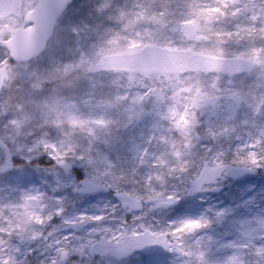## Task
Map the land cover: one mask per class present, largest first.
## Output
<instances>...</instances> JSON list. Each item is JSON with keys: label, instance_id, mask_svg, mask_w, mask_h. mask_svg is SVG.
<instances>
[{"label": "snow or ice", "instance_id": "obj_1", "mask_svg": "<svg viewBox=\"0 0 264 264\" xmlns=\"http://www.w3.org/2000/svg\"><path fill=\"white\" fill-rule=\"evenodd\" d=\"M93 11L107 26L70 27V58L36 77L41 93L62 90L38 105L41 131L0 152V177L31 166L52 178L15 206L43 249L5 247L3 234L26 231L9 221L0 264L37 252L41 264H264V0H97ZM56 27L48 0L0 24V89ZM245 72L254 85L237 87ZM146 118L129 161L113 158L120 130ZM26 121L9 123L19 133Z\"/></svg>", "mask_w": 264, "mask_h": 264}, {"label": "rangeland", "instance_id": "obj_2", "mask_svg": "<svg viewBox=\"0 0 264 264\" xmlns=\"http://www.w3.org/2000/svg\"><path fill=\"white\" fill-rule=\"evenodd\" d=\"M32 0H0V24L7 25L14 23L18 18L20 8L24 4H28ZM97 0H75L67 9V11L59 18L56 25V31L53 39L48 44L45 52L38 58L27 62L30 67L25 69L23 66L15 68L16 71L23 73V77L17 76L11 81L10 87H5L0 93V152H3L4 148L11 149L14 146L19 147L25 143L31 142L33 136L30 135V131L39 133V121L41 119L40 110L38 105L43 103L47 97H55L60 91L55 85H47L43 93L39 89L33 87L36 77L41 76L45 69L50 67L54 61H59L61 58L69 59V45L76 46L75 38L71 37L68 29L74 25H78L83 21H87L89 24L95 26L96 24H104L107 26V21L103 17L97 16L93 11L94 5ZM126 0H117L118 4H122ZM115 27V25H112ZM82 43L87 45L86 40H82ZM246 47V44L243 45ZM15 67V66H14ZM35 74V75H31ZM115 74V73H113ZM256 81L255 75H249L248 73H240L235 76V84L237 87L248 85H254ZM75 95V94H74ZM221 104H225V101H221ZM103 113L99 112L96 116H102ZM27 117L25 126L19 130V133L9 123L11 119H24ZM241 118H245L244 114H241ZM153 123L152 118H146L139 124L130 127L131 130L126 132L130 138H139L141 130L148 132V129ZM139 128V129H137ZM52 135H55V129H48ZM243 129L241 134H243ZM125 146V144H121ZM129 146V145H128ZM114 148V147H113ZM118 149V150H117ZM128 147L123 150L122 148H115L111 152L119 154L121 160L128 158ZM41 165L45 164V160H40ZM39 161V162H40ZM126 161V162H127ZM48 179L51 183V177H45L42 172H37L31 166H26L23 173L13 171L7 176L0 177V226L9 227L8 222L11 221L15 226L17 222H20L21 228L26 229L23 233L14 231L12 236L9 237L3 234V239L8 241V244L13 248L20 246L22 249H43V241L31 239L32 235H35L38 226L32 224H24L22 221L26 217H20L14 215L15 213H22L24 210L19 207H15L21 203L20 196L23 191L28 190L31 186H38L41 190H47L46 186L41 183L42 179ZM25 183V184H24ZM18 259L22 260V256H18ZM45 255H41L38 252L29 257V264H41V261H45Z\"/></svg>", "mask_w": 264, "mask_h": 264}, {"label": "water", "instance_id": "obj_3", "mask_svg": "<svg viewBox=\"0 0 264 264\" xmlns=\"http://www.w3.org/2000/svg\"><path fill=\"white\" fill-rule=\"evenodd\" d=\"M48 3L50 5V10H51V12L53 14V24H55L57 17L60 15V13L56 11V7H55L56 0H48ZM42 52H40V51H32L31 49H25V51L21 54V60L23 62L30 61L31 59H33L35 57H38ZM29 57H31L30 60H29ZM1 90L2 89H0V91Z\"/></svg>", "mask_w": 264, "mask_h": 264}, {"label": "trees", "instance_id": "obj_4", "mask_svg": "<svg viewBox=\"0 0 264 264\" xmlns=\"http://www.w3.org/2000/svg\"><path fill=\"white\" fill-rule=\"evenodd\" d=\"M246 47H247V45H246ZM99 117H101V116H96V117L94 116L93 118H99ZM137 129H139V128H137ZM128 130H131L130 127L127 130L121 129L120 132H119V135L123 137L125 146H121V144H116L112 150H114L115 148H122L123 150H125L128 147V140L130 139V137H128L126 135L127 134L126 132H128ZM142 132L145 133V130L142 129L141 130V133ZM146 133H147V131H146ZM139 136H140V134H139ZM97 148H99L101 151H107V149L105 148V145L104 144H98L97 145ZM111 154L113 155V158H115L117 155L119 156V154H115L113 152H111ZM129 156H130V154H129ZM122 159H124L125 161H127L128 158H124L123 157ZM39 163L42 164L41 161Z\"/></svg>", "mask_w": 264, "mask_h": 264}]
</instances>
